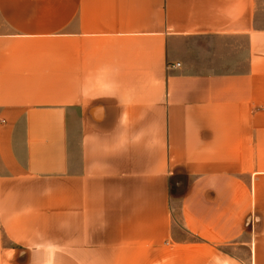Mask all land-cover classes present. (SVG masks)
Returning a JSON list of instances; mask_svg holds the SVG:
<instances>
[{
    "label": "crops",
    "instance_id": "0c3cea01",
    "mask_svg": "<svg viewBox=\"0 0 264 264\" xmlns=\"http://www.w3.org/2000/svg\"><path fill=\"white\" fill-rule=\"evenodd\" d=\"M0 264H264V0H0Z\"/></svg>",
    "mask_w": 264,
    "mask_h": 264
},
{
    "label": "rangeland",
    "instance_id": "374dc122",
    "mask_svg": "<svg viewBox=\"0 0 264 264\" xmlns=\"http://www.w3.org/2000/svg\"><path fill=\"white\" fill-rule=\"evenodd\" d=\"M176 218H179L180 214H179V209L177 210L176 208V212H175ZM177 237L178 238H189L185 233H183L180 229H177Z\"/></svg>",
    "mask_w": 264,
    "mask_h": 264
},
{
    "label": "built area",
    "instance_id": "2783aa9c",
    "mask_svg": "<svg viewBox=\"0 0 264 264\" xmlns=\"http://www.w3.org/2000/svg\"><path fill=\"white\" fill-rule=\"evenodd\" d=\"M175 67H180V64H177L175 66H172V68H175Z\"/></svg>",
    "mask_w": 264,
    "mask_h": 264
}]
</instances>
